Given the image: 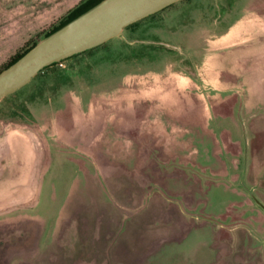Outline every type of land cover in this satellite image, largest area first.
Listing matches in <instances>:
<instances>
[{"label": "rangeland", "instance_id": "rangeland-1", "mask_svg": "<svg viewBox=\"0 0 264 264\" xmlns=\"http://www.w3.org/2000/svg\"><path fill=\"white\" fill-rule=\"evenodd\" d=\"M79 1L0 0V69L29 42L38 41L43 31L56 24ZM255 19L261 26L246 32L253 39L248 46L244 45L248 48L240 62L249 80L253 102L259 97L260 101L251 108L244 106V98L235 104L232 100L214 102L207 125L202 121L205 107L197 106L195 135L206 143L200 149L206 147L210 151L208 162L191 158L182 164L176 158L167 164L159 163L158 168H153L152 162L149 169L133 172L128 160L120 155L112 154V161L106 163L99 157L104 156V149L74 147V141L85 140L93 131V117L97 114L88 106L91 96L107 95L123 87L129 74L163 72L166 65H174L177 70H193L204 60L213 37L235 24L241 25L244 20ZM262 56L264 0H179L125 27L117 37L63 60L62 67L44 68L0 101V133L8 125L41 131V126L46 124L67 145L47 143L40 167L45 173L39 184L38 202L31 210L18 209L0 215V228L22 223L32 225L38 235L28 255L38 259L39 264H58L59 240L71 223L77 227L87 225L89 234L94 225L104 223L116 242L124 240L122 243L127 245L135 239L142 241L141 253L146 256L175 238L157 235V231L147 228L145 222L151 213L146 207L138 217L142 220L141 227H135L136 217L124 215L132 214L136 205L141 208L142 203V206L150 204L154 198L155 210L178 208L190 229L184 238L183 235L168 246L163 255L166 261L178 257L187 264H223L226 249L232 254L239 252L241 240L238 239L242 238L238 236L227 248L220 249L221 244L214 242L213 225L219 228L220 224L241 220L249 226L250 234L252 230L264 234V212L254 203L258 200L264 204V89L252 88L258 74L253 62ZM236 62L238 58L232 64L237 65ZM233 73L229 69L224 72L226 77L235 76ZM74 98L83 105L82 116L76 114ZM163 108L158 102H147L138 107V113L144 117ZM141 182L145 183L144 191L138 190ZM126 188L137 190L133 204H126L125 196L120 194ZM87 247L93 253L100 251L91 242ZM251 248L264 256V244L256 245V239ZM18 252L26 254L24 249ZM94 262L83 258L74 264ZM159 263L143 259L108 260V264Z\"/></svg>", "mask_w": 264, "mask_h": 264}, {"label": "crops", "instance_id": "crops-1", "mask_svg": "<svg viewBox=\"0 0 264 264\" xmlns=\"http://www.w3.org/2000/svg\"><path fill=\"white\" fill-rule=\"evenodd\" d=\"M240 24H235L225 33L213 37L210 40L211 44L206 51L204 60L193 70L190 68H186V71L185 69L177 70L174 65H166L163 72L129 74L124 78L123 87H118L116 91L107 95L91 96L88 106L94 108L96 111L94 113L97 114V117H93V131L91 130L90 136L85 140L74 141V147L82 150L88 146L92 151H99V148H102L104 149L102 153L104 156L100 154L99 157L106 163L112 161V154L120 155L122 159L128 160L133 172L138 169L142 172L149 169L148 165L152 162V166H157V168L159 163H162L155 160L160 147L165 150L168 148L185 150L192 147L194 136L197 133V117L194 113L198 105L205 107L206 113H203L202 121L204 120L206 125V120H209L212 113L210 106L214 102L220 104L232 100L235 104V101L238 102L240 98H244V106L247 108H251L253 104L257 105L260 97L255 103L253 102L249 93V80L241 62H243V55L246 53L249 42L253 39L246 32L251 30V27L261 25L256 19L244 20ZM246 44L247 46H244ZM237 58L241 62H236L237 65H233L232 63ZM253 63L256 64L253 69L258 74L256 73L257 76L253 80L252 88L255 91H260L264 89V73L260 68H264V56ZM228 69L230 72L233 70V74L236 75L226 77L224 72ZM262 98L264 103V94ZM74 99L76 101V114L82 116L83 105L78 98ZM154 101L163 105V110L153 111L144 117H140L138 107L142 106L143 103ZM166 103L169 105L168 107L165 105ZM41 127V131L36 128L28 131V129H19L8 125L0 133L1 143L5 132L12 128L25 132L39 149V167H37L34 177L29 179L26 184L18 186L19 188L16 189V187L10 186L12 183L9 178L0 183V204L8 205L5 209L0 210V215L18 209L31 210L34 208L38 202L40 180L45 173V170H41L40 167L44 158V150H47L48 147L47 143L53 141L60 142L63 146L67 145V141L59 140L51 125L44 124ZM163 136L167 141L160 140ZM171 136L174 141L173 139L172 141L169 140ZM170 145L172 146L170 147ZM170 155H174L173 151ZM181 157L188 160L183 155ZM12 180L15 183L14 176ZM139 186L138 190L144 191L146 189L144 182H141ZM120 194L125 196V202H127L130 196L137 197V190L130 191L129 188H126ZM1 232L5 233V236L21 232L22 238L19 246L26 251V254L18 252V249L5 243L4 249L0 251V264H11L19 257L24 262L34 258H30L28 255L31 254L29 251L34 249V241L38 235L32 225L22 223L6 226L0 228Z\"/></svg>", "mask_w": 264, "mask_h": 264}, {"label": "water", "instance_id": "water-1", "mask_svg": "<svg viewBox=\"0 0 264 264\" xmlns=\"http://www.w3.org/2000/svg\"><path fill=\"white\" fill-rule=\"evenodd\" d=\"M177 1H99L51 34L41 37L20 58L0 71V101L30 82L43 68L101 45L120 35L128 25ZM38 150L27 133L14 128L6 131L0 143V183L9 178L10 186L16 189L26 184L39 167ZM7 206L0 204V210Z\"/></svg>", "mask_w": 264, "mask_h": 264}, {"label": "flooded vegetation", "instance_id": "flooded-vegetation-1", "mask_svg": "<svg viewBox=\"0 0 264 264\" xmlns=\"http://www.w3.org/2000/svg\"><path fill=\"white\" fill-rule=\"evenodd\" d=\"M262 61V60H261ZM55 65V64H54ZM51 67V66H50ZM262 72L264 73V68L260 67ZM264 87V86H263ZM241 94V93H240ZM200 135V134H199ZM177 138H181L179 136H176ZM175 137V139H176ZM194 142L191 148L181 150V149H169L166 151L165 149L159 148V151H157V162H165L166 164L170 162L171 160H174L176 158L180 159V163L186 164L183 161H189L186 159H183V157H187L188 159L194 158V159H200L202 161L208 162L210 160V154L208 150H206V147L201 150V146H203L205 143L204 139H202L200 136H194ZM163 136L164 141H167L166 138ZM174 141V138L171 136L169 140ZM169 141V142H171ZM169 146V145H168ZM167 146V147H168ZM172 145H170L171 147ZM179 146V145H175ZM166 147V148H167ZM171 151H173L174 155H170ZM213 151V149H212ZM156 155V154H155ZM155 168V167H153ZM250 192V190H249ZM147 198L149 196H146ZM135 198V197H134ZM133 197H129L126 204H133L135 201ZM154 199V198H153ZM153 199L150 202V204H144L141 208L138 207V205L134 206V211L132 214H126L124 217H136L135 221V227L140 226L142 224V220L138 219V217L141 216L144 207L149 210L148 213H151V215L148 216L147 221L145 222L147 225V228L152 231H157V235H165V237L173 236L175 240L169 241L165 244H161L158 248L155 250H152L149 252L146 256L141 253L142 250V241L137 242L136 239L134 241H131L127 245L124 240L122 242H116L114 239L113 234L111 233V230L108 228L107 225L104 223H100L97 226H93V231L91 234H89L87 225H84L83 227H77V224L71 223L69 227H67L64 234L60 237L59 240V248H60V255H59V262L58 264H74V261L81 260L83 258H89L90 260H94L95 262L92 264H108V260L113 259H122V260H145V262H156L159 261V264H187L186 261L180 262V259L178 257H175L174 259H170L169 261H166L164 258V252L167 251L168 246H170L171 243H174L176 241H179L182 236L183 238L187 233L190 232V229L188 228L187 223L182 218L181 213H179L178 208L172 207V208H164L162 207V210L159 212L155 210V204H153ZM263 212H264V204L261 203L258 200H255L254 202ZM137 204V203H135ZM117 207H119L118 204H115ZM125 207L124 205H122ZM158 212V213H157ZM157 213V214H156ZM154 214V215H153ZM214 229L213 231V237L215 244L220 243V249L227 248V245L229 246L232 242H235L237 240L238 236L242 239H238L240 241V251L237 253L230 252L229 249H226L227 257L224 259L223 264H260V262L264 261V256H260L259 252H254L251 248L254 246V240L256 239V245H263L264 244V234L252 230V233L250 234V228L247 226L246 222H243L241 220H237L236 223H228L226 225L220 224V227L213 225ZM218 228V229H216ZM254 232V233H253ZM251 236V237H250ZM237 237V238H236ZM21 232H15L11 236H5V233H0V251L4 249L5 243L12 245L16 249H21L19 246L21 242ZM235 238V239H234ZM232 241V242H231ZM91 242L93 244H97V247L100 248L99 253H93V251L88 250L87 243ZM231 242V243H230ZM152 248L154 245H151ZM230 253V254H229ZM174 260V261H173ZM20 261V260H19ZM17 264H39L38 259H29L27 262H24V260H21Z\"/></svg>", "mask_w": 264, "mask_h": 264}, {"label": "trees", "instance_id": "trees-1", "mask_svg": "<svg viewBox=\"0 0 264 264\" xmlns=\"http://www.w3.org/2000/svg\"><path fill=\"white\" fill-rule=\"evenodd\" d=\"M101 0H80L71 10L65 12V14L57 21L56 24H54L51 28L46 29L41 34L42 37L51 34L56 29L62 27L64 24H67L72 19H74L76 16L81 14L82 12H86L88 9H90L91 6H94L96 3H98ZM134 24V23H133ZM136 24V23H135ZM131 25V24H130ZM128 25V26H130ZM37 41L29 42L25 47H23L21 50L16 52L13 56L10 57V59L2 66L0 69L3 70L6 68L9 64L15 62L18 58H20L29 48H31L33 45H35ZM54 65V64H52ZM51 65V66H52ZM50 67V66H49ZM46 68V67H45ZM44 68L40 71L42 72ZM39 72V73H40Z\"/></svg>", "mask_w": 264, "mask_h": 264}, {"label": "built area", "instance_id": "built-area-1", "mask_svg": "<svg viewBox=\"0 0 264 264\" xmlns=\"http://www.w3.org/2000/svg\"><path fill=\"white\" fill-rule=\"evenodd\" d=\"M62 63H63V61H60V62H58V63H55V65H56L57 67H62Z\"/></svg>", "mask_w": 264, "mask_h": 264}]
</instances>
